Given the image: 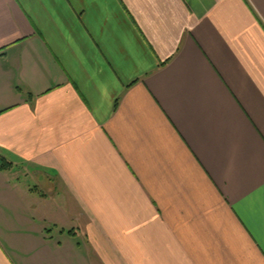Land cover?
<instances>
[{"label": "crops", "instance_id": "0c3cea01", "mask_svg": "<svg viewBox=\"0 0 264 264\" xmlns=\"http://www.w3.org/2000/svg\"><path fill=\"white\" fill-rule=\"evenodd\" d=\"M0 264H264V0H0Z\"/></svg>", "mask_w": 264, "mask_h": 264}, {"label": "trees", "instance_id": "16d2710c", "mask_svg": "<svg viewBox=\"0 0 264 264\" xmlns=\"http://www.w3.org/2000/svg\"><path fill=\"white\" fill-rule=\"evenodd\" d=\"M2 164H3V165L1 166V169L4 170V169L6 168L5 166H7V165L5 164L4 161H2Z\"/></svg>", "mask_w": 264, "mask_h": 264}]
</instances>
